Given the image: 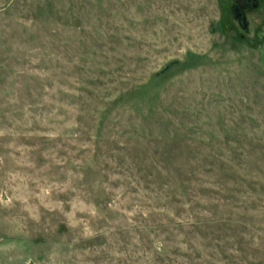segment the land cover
<instances>
[{
	"label": "rangeland",
	"instance_id": "374dc122",
	"mask_svg": "<svg viewBox=\"0 0 264 264\" xmlns=\"http://www.w3.org/2000/svg\"><path fill=\"white\" fill-rule=\"evenodd\" d=\"M0 0V264H264V0Z\"/></svg>",
	"mask_w": 264,
	"mask_h": 264
},
{
	"label": "water",
	"instance_id": "95a60500",
	"mask_svg": "<svg viewBox=\"0 0 264 264\" xmlns=\"http://www.w3.org/2000/svg\"><path fill=\"white\" fill-rule=\"evenodd\" d=\"M257 5H258V0H256L250 7L255 8ZM230 11L233 18L237 21L238 25L240 26V28H246L247 20L243 9L236 5H232L230 7Z\"/></svg>",
	"mask_w": 264,
	"mask_h": 264
},
{
	"label": "flooded vegetation",
	"instance_id": "af4514ba",
	"mask_svg": "<svg viewBox=\"0 0 264 264\" xmlns=\"http://www.w3.org/2000/svg\"><path fill=\"white\" fill-rule=\"evenodd\" d=\"M256 0H237V3L232 4V5H236L240 8L243 9V11L247 8H251L250 6H252V4L255 2Z\"/></svg>",
	"mask_w": 264,
	"mask_h": 264
},
{
	"label": "crops",
	"instance_id": "0c3cea01",
	"mask_svg": "<svg viewBox=\"0 0 264 264\" xmlns=\"http://www.w3.org/2000/svg\"><path fill=\"white\" fill-rule=\"evenodd\" d=\"M262 68L264 70V45L261 47Z\"/></svg>",
	"mask_w": 264,
	"mask_h": 264
}]
</instances>
